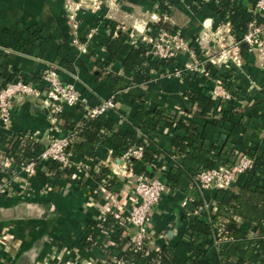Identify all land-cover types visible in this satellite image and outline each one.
<instances>
[{
  "label": "crops",
  "instance_id": "1",
  "mask_svg": "<svg viewBox=\"0 0 264 264\" xmlns=\"http://www.w3.org/2000/svg\"><path fill=\"white\" fill-rule=\"evenodd\" d=\"M196 1L200 2L170 0L169 7H160L157 0H0V54L6 57L9 71H16V79L34 80L43 91L39 73L53 65L60 79L73 83L92 105L111 95L115 101V109L106 112L112 120L111 128L101 130L105 139L94 158L77 152L72 156L75 166L68 172L49 179L39 174L28 184L21 175L15 186L17 193L0 194V264H110L100 247L84 243L85 234L93 230L89 222L101 220L111 210L124 215L123 206L129 202L132 190L133 179L124 178V162L119 159L123 150L110 135L132 132L138 139L152 138L138 126L150 120L156 106L174 113L184 123L197 122L202 138H197L196 144L231 146L234 155L253 149L256 162L264 169V50L245 44L247 49L241 48L239 63L227 60L208 65V74L203 77L189 73L187 67L193 57L188 52L179 53L163 74L140 60V70L149 75V80L138 82L125 71L127 53L118 50L110 57L103 42L111 40L112 26H123L122 32L139 36L159 22L192 39L204 28V22L216 19L206 2L198 6ZM234 1L250 7L248 0ZM93 4L99 5L96 11ZM92 30L96 32L90 36ZM75 37L78 46L71 42ZM208 51L212 53V47ZM175 70H181V74L176 75ZM215 74L227 76L224 87L231 98L227 102L216 100V109L203 110L187 98V93L200 92L213 99L210 92L214 77H218ZM230 87L237 92L232 94ZM231 113L235 114L234 124L222 122ZM10 114L8 130L0 125L7 139L9 135H28L39 147L54 136L65 135L84 119L80 108L54 112L43 94L16 98ZM172 134L183 133L166 131L158 139V146L166 152L172 150ZM7 139L0 138V154ZM155 159L156 167L162 166L165 171L172 166L164 155ZM101 168L111 173L105 191L97 188L102 185L103 179L97 178ZM146 168L152 169L150 165ZM113 177L119 186L114 185ZM245 179V174L240 175L232 189L237 190ZM214 192L207 189L203 196L198 193L197 204L183 190L175 194L168 189L163 195L150 224L154 231L164 233L163 244L169 253L179 258L191 254L182 240L194 216L181 203L190 201L195 208L204 200H213ZM213 251L215 248L209 244L208 254ZM135 264L144 262L139 259Z\"/></svg>",
  "mask_w": 264,
  "mask_h": 264
},
{
  "label": "built area",
  "instance_id": "2",
  "mask_svg": "<svg viewBox=\"0 0 264 264\" xmlns=\"http://www.w3.org/2000/svg\"><path fill=\"white\" fill-rule=\"evenodd\" d=\"M202 2L210 3L217 8L220 7V0H200L195 4L199 6ZM160 7H169L170 0H157ZM196 6V5H195ZM197 7V6H196ZM99 8L98 4H93V10ZM252 13L251 19L247 23L245 32L239 40L233 32L229 22L220 19H209L208 23L204 22V28L199 34L190 39L182 36L181 32L176 28L164 29L160 28L156 34L148 31L143 35L128 33V39L132 44H141L146 48V55L159 62L174 60L179 53L188 52L193 57V62L188 65L187 69L191 75L199 74L202 77L207 75V66H214L217 62L232 60L236 63L240 62L241 44H246L250 48H258L264 50V0H258L256 4L250 7ZM77 29L76 24L73 25ZM123 31V26H117L113 29L114 34ZM96 30L90 32L95 33ZM111 32V30H110ZM73 44L78 46L75 38L71 40ZM209 43H212L209 45ZM212 47V53L208 51ZM200 53V54H199ZM197 55V56H196ZM176 75L181 74V70H175ZM39 80L43 84L44 90L41 91L37 85L31 81L16 79L13 82L0 89V125L3 129L7 128L11 122V107L13 101L18 98L38 97L41 94L45 97L46 105L51 106L54 112H64L71 108H86L84 118H94L98 115L115 109L114 96L101 100L92 105L87 97L82 95L80 90L70 82H64L60 79L56 68L51 65L43 69L39 73ZM214 86L210 92L211 97L219 102H227L230 100V93L225 89V83L221 77H214ZM82 123L77 124L81 127ZM72 132L68 131L65 135L54 136L42 146L40 150H34L28 162L16 163L11 156H8L12 143L17 140L18 136H8L5 144V155L0 154V194L14 195L17 193L16 184L22 175L29 183L31 177L42 174L49 179L57 172L64 169H72L75 162L71 154L67 151L68 146L73 141ZM27 145L34 143L33 137L28 135L22 136ZM143 140L146 137L143 136ZM144 151L143 145H134L127 148L121 153L119 159L124 162V178L133 179L132 190L129 202L123 206V216L115 214L111 210L107 216L98 220L96 228L85 234V240L93 239L91 245L100 247L105 261L110 264H126L123 260L125 252L128 248L134 249L136 253L143 252L148 254L156 252L158 258L166 257L169 252L163 240L165 235L163 232H156L152 229L150 220L153 216L155 207L161 201L163 195L168 191V185L163 177L165 169L156 167V175L148 176L143 172H135L132 160H140ZM57 164L56 168H52L50 163ZM256 158L249 156L245 152H239L235 155L232 165L222 166L219 168L201 170L194 179V186L198 193L202 196L207 189H223L231 187L238 177L247 173L256 166ZM97 172V170L95 171ZM109 177L101 180V186L98 185L99 191H105V187L109 185ZM178 190H175L177 194ZM186 205V201L181 203V207ZM216 200H204L200 205L192 210V215L197 218L204 219L207 223H212V214L216 210ZM106 217L118 218L117 227H105L103 222ZM232 219L247 233L249 237H259L260 234L255 225L249 228V223L237 216ZM227 219H220L217 224H212L213 233L211 245L218 251L221 246L228 241L225 231ZM122 229L123 236L127 238V242L123 243L121 239L112 237L114 230ZM186 237L184 240L190 242V232L185 230ZM258 249V248H257ZM257 253L262 256L261 249ZM262 258V257H261ZM142 260V259H140ZM144 261V260H143Z\"/></svg>",
  "mask_w": 264,
  "mask_h": 264
},
{
  "label": "trees",
  "instance_id": "3",
  "mask_svg": "<svg viewBox=\"0 0 264 264\" xmlns=\"http://www.w3.org/2000/svg\"><path fill=\"white\" fill-rule=\"evenodd\" d=\"M220 7L216 8L212 2L207 3L208 9L215 15V18L221 21L229 22L232 26L233 32L236 35V39L239 40L241 35L245 32L247 23L252 17L250 7L254 6L258 0H248L250 7H246L241 4H237L234 0H220ZM199 4L200 5H203ZM160 28L169 29V25L163 22H159L156 25L151 26V31L156 34ZM111 40L103 41L107 44V51L109 56L113 57L118 50H123L127 53V57L124 61V67L126 73L133 74V81L149 80L148 74H143L140 70V60L147 62L148 67L163 74L166 68L171 65L173 60H167L165 62L154 61L146 55V48L141 44H132L128 39V35L125 32L118 31L114 34L113 26L110 27ZM108 39V38H107ZM106 39V40H107ZM242 49H247L246 45L241 44ZM142 73V74H141ZM145 75L146 77H142ZM215 76H218L215 74ZM220 76V75H219ZM218 76V77H219ZM227 76H222L223 81ZM144 78V79H143ZM38 79V78H37ZM16 80V71H9L6 57L0 54V81L1 88L5 87L7 83ZM36 80V79H35ZM36 80L35 82H37ZM33 84L34 80H32ZM230 91L233 93L234 88L230 87ZM264 91V89L262 90ZM82 93V91L80 90ZM83 95V93H82ZM187 98L192 103H198L203 110L216 109V100L207 97L205 94L195 91H189ZM86 108L80 107L81 114L84 116ZM61 114V113H60ZM232 117L235 114H230L227 118H224L222 122L227 121L231 124ZM81 127L77 125L72 126L70 131L72 132L73 141L67 148V151L73 156L77 152H81L83 156L87 158H94L96 156L97 147L104 141V135L101 133L102 129L109 130L112 125V120L108 118L106 113L98 115L94 118H84L81 122ZM211 123V122H210ZM145 132L152 134L150 139H138L132 132H126L124 135L113 133L110 135L111 140L117 144L118 148L125 151L127 148L133 145H143L144 151L140 160H132L133 167L137 166L139 171L143 172L150 177L155 176L156 169L151 164H156L155 157L158 155H164L171 160L172 166L163 173V177L168 185V189L171 191L183 190L187 192L195 203L200 202L198 191L194 186V179L201 170L219 168L222 166H230L234 160V148L231 146H218V144L204 145L196 144L197 138H202L201 133L198 131L197 122L190 121L184 123L177 119L174 113L167 111L161 106H156L155 110L150 112V120L143 122L138 126ZM163 129V130H162ZM180 130L183 134H172V150L166 152L158 146V139L166 131L172 133ZM229 132V130L227 131ZM0 138L7 139V135L0 131ZM8 140V139H7ZM37 144L27 145V142L21 136H18L17 140L12 143L8 156H11L16 163H25L30 160V157L34 150H40ZM122 151V152H123ZM7 152L1 154L5 155ZM249 156L254 157L255 152L253 149L246 151ZM52 168H56L57 164L50 163ZM146 165L152 167L151 170L146 168ZM62 173L68 172L67 169L59 171ZM57 172L56 175L59 174ZM60 175V174H59ZM111 175L105 168H101L97 173L98 179H104V177ZM243 175V174H242ZM246 179L242 186H239L237 190L232 189V185L229 188L216 189L213 199L217 202L216 210L212 214V223H207L202 218L193 217L188 223V231L190 232V242L182 240L183 244H187L190 253L185 258H179L173 253H169L166 257L158 258L156 252H150L144 254L143 252L136 253L134 249L128 248L125 252L124 262L135 264L136 261L142 259L144 264H264V169L260 165L256 166L245 173ZM113 177L114 183L116 180ZM111 181V182H112ZM119 186V182L114 184ZM237 216L249 223L256 226L259 232V237H249L248 232L244 231L241 226L235 222L232 217ZM227 219L225 224V231L228 241L224 243L221 248L211 254H208L207 247L211 244V238L213 233L212 224H217L220 219ZM118 218L106 217L103 225L105 227H117L116 221ZM251 223V224H250ZM97 223L89 222V229H95ZM112 237L119 238L123 243L127 242V238L123 236L122 229L114 230L111 234ZM85 239V237H84ZM86 245H91L93 239L84 240ZM257 248L261 249L262 256L257 252ZM262 257V258H261Z\"/></svg>",
  "mask_w": 264,
  "mask_h": 264
},
{
  "label": "water",
  "instance_id": "4",
  "mask_svg": "<svg viewBox=\"0 0 264 264\" xmlns=\"http://www.w3.org/2000/svg\"><path fill=\"white\" fill-rule=\"evenodd\" d=\"M193 208H194V204L192 202L188 201L185 205V210L191 212L193 210Z\"/></svg>",
  "mask_w": 264,
  "mask_h": 264
}]
</instances>
